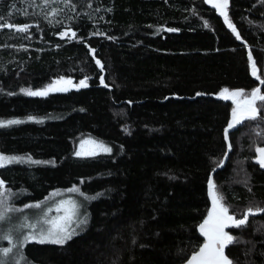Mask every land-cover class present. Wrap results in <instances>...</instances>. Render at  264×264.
Returning <instances> with one entry per match:
<instances>
[{
	"label": "trees",
	"instance_id": "16d2710c",
	"mask_svg": "<svg viewBox=\"0 0 264 264\" xmlns=\"http://www.w3.org/2000/svg\"><path fill=\"white\" fill-rule=\"evenodd\" d=\"M226 13L204 0H0V121H21L0 127V153L24 158L0 181L17 205L72 185L85 199L82 230L24 242L17 264H184L203 242L209 175L227 215L264 209V101L225 131L231 100L216 97L264 95V0ZM56 79L78 84L22 91ZM83 139L110 151L78 156ZM225 232L232 264H264V211Z\"/></svg>",
	"mask_w": 264,
	"mask_h": 264
},
{
	"label": "rangeland",
	"instance_id": "374dc122",
	"mask_svg": "<svg viewBox=\"0 0 264 264\" xmlns=\"http://www.w3.org/2000/svg\"><path fill=\"white\" fill-rule=\"evenodd\" d=\"M204 1L207 4L221 2V0ZM225 11L227 12V8L225 9ZM61 81L64 80H53L44 88L33 91H42L44 89H49L48 91H50L53 89L54 85L57 82ZM77 83L78 82H71V84ZM222 90L217 93L216 97L224 98V95H221ZM234 91L241 92V95L232 97L230 93ZM246 95L247 94L244 91L239 89L229 90L228 98L225 99L231 100V113H233L234 109H237V114L245 112L248 107V99L245 98ZM255 107L257 106L255 105ZM127 131V128L123 129V132L126 133ZM104 149H106L104 145L91 139L80 140L75 145V153L80 152L81 155H93L89 153H102L105 152ZM0 155L3 154L0 153ZM3 156L10 157L7 155ZM71 189H76V191H70ZM215 195L218 198L216 193ZM84 200V195L81 193L77 185H72L66 188L51 190L40 200L17 205L13 200H10L9 193L6 187L0 186V211L6 210L7 216V219L0 221V259H4L5 261H7V264H17L21 246L25 242V236L34 235L36 238L29 241H39L42 230H46L52 226L49 221L56 220L58 217H65V208L69 209L68 215L70 216V219H67L66 221L64 219H61L58 221V223L61 226L65 227L66 231L71 234L82 230L85 226V223H80V221L86 218L84 213ZM67 202L72 203L69 204ZM218 204L220 207L225 208L220 204V199H218ZM36 205L40 206L36 207ZM73 205L75 212L74 215L71 214ZM58 206H60V211L56 210ZM210 211V213L213 214L212 218L214 219L218 215V213L216 211H213L212 209ZM206 219H209V214ZM5 248L11 249L7 256H3V249Z\"/></svg>",
	"mask_w": 264,
	"mask_h": 264
},
{
	"label": "snow or ice",
	"instance_id": "6c2138e0",
	"mask_svg": "<svg viewBox=\"0 0 264 264\" xmlns=\"http://www.w3.org/2000/svg\"><path fill=\"white\" fill-rule=\"evenodd\" d=\"M228 5V0H221V2L214 3L213 6L216 7L217 9L220 10V14L225 17V20L227 22V13L225 9L227 8ZM8 27H13V25H7ZM207 26V25H206ZM229 26L232 27L231 23L229 22ZM28 26H24L22 28H19V31H26ZM233 31L235 32V28L233 27ZM63 35H67V33H62ZM73 36H75V33H72ZM239 34L237 33V39H239ZM249 60L252 61V69H253V74H256V64L255 61L252 60V55L251 52H249ZM100 62L97 61V64ZM59 83V82H57ZM64 83L70 84L71 81H65ZM101 83H103V78H101ZM80 87H87L86 80H81ZM107 87V85H105ZM49 89H44L42 91H32L28 89H22V91L25 92L27 95H46ZM57 90H63L66 91V88L62 89H57ZM259 89H255L252 91L250 94L251 99L247 101V109L245 110V115L241 116L238 118L237 115V109L233 110L232 113V118L233 122H230L228 127L232 128L234 127L235 124H238L241 122L242 119L247 118V119H256L257 118V113L258 109L254 107V102L256 99H259L261 101H264V95L259 94ZM199 95V94H198ZM221 95H224V98H228L229 95V90L228 89H223ZM230 95L232 97L241 95V92L239 91H234L231 92ZM21 121L17 120H10V121H0V127L8 126L11 124H17L20 123ZM227 131V130H226ZM105 151H110V149H104ZM257 152L260 153V158L258 162L261 164L262 167H264V149H257ZM89 154H94V153H89ZM76 155H81L80 152H77ZM31 160V158H28ZM23 157H5L3 155H0V167L5 166L6 163H13V162H18V161H23ZM38 163V162H36ZM0 186H3V182L0 181ZM209 189L210 192L213 194V203H214V208L218 203V198L215 195V185L213 184L212 180H209ZM70 191H76V189H71ZM219 199H222L220 197ZM71 204L72 202H67ZM40 205H36V207H39ZM57 211H60V206L57 207ZM227 208L221 207L219 210V213L214 219L213 214H209V219L205 220L204 224L200 225V230L203 235H205L208 240L207 243L200 248L199 252L197 254H194L192 258L188 261V264H232V262L229 260V258L225 255L224 249L227 245L232 244L234 242V237L229 235L227 232L224 231V228L227 225V222L231 221L232 226L234 227H240L244 224H246L248 220L249 215H254L256 213H259L261 211H264V209H259L257 208L255 211L253 209L249 208L247 212L243 215L242 218L240 219H235L233 216L227 215ZM65 217L63 218H57L56 220L49 221L51 223V227L42 230L40 234V243L44 242H49V243H54V244H63L65 243L66 240L71 239V233L66 231V228L61 226L58 221L61 219H64L65 221L67 219H70V216L68 215L69 209L65 208ZM72 215L75 214L74 212V205H73V210L71 212ZM7 219L6 216V210L5 211H0V221ZM211 221V222H210ZM80 223H86V218L84 220H81ZM7 238V237H5ZM36 237L34 235H29L25 236L24 240L25 242L35 239ZM11 251L9 248L3 249V256H7V254ZM0 264H7V261L4 259H0Z\"/></svg>",
	"mask_w": 264,
	"mask_h": 264
},
{
	"label": "water",
	"instance_id": "95a60500",
	"mask_svg": "<svg viewBox=\"0 0 264 264\" xmlns=\"http://www.w3.org/2000/svg\"><path fill=\"white\" fill-rule=\"evenodd\" d=\"M65 81H69V80H64V81H61V82H59V83H56V84L54 85V87H53L52 90H57V89H62V88H66V89H68L69 87H71V88H76V84H71V83H70V84H67V83H64ZM77 84H78V83H77ZM79 84H80V83H79ZM247 99L250 100V99H251V96H249ZM237 115H238V118H239V117L245 115V112H243V113H239V114H237ZM230 122H233V118L230 119ZM235 125H236V124H235ZM235 125H234V126H235ZM232 128H234V127H232ZM232 128H226L225 131H226V130H227V131H228V130H231ZM225 131H224V132H225ZM228 152H229V146L227 145V151H226L224 157L222 158V161H221L220 165L217 166V167H215V168L211 171L210 174H212V173H214L216 170L222 168V166H223V164H224V161H225V159H226V156H227V153H228ZM259 158H260V153L257 152V159H256V160L258 161ZM209 180H210V175H209V177H208V181H207V197H208L209 202H210V207H211V209H212L213 211H216L218 214H220V213H219V210H220V209H219L217 206H215V208H214L213 200H212L211 197H210V192H209ZM229 216H232V215H229ZM206 220H207V219H206ZM204 222H205V220H204L203 222H201V223L197 226V230H198L200 236H201L202 239H203V242H202L200 248H202V247L207 243V240H208V238H207L205 235H203L202 232H201V230H200V225L204 224ZM210 222H211V221H210ZM227 225H228V226H226V227L224 228V231H226L227 228H228L230 225H232V222H231V221L227 222ZM200 248H199L198 251H197L196 253H194V254H197V253L199 252ZM194 254H193V255H194ZM193 255H191V256H190V257L184 262V264H188V261L192 258Z\"/></svg>",
	"mask_w": 264,
	"mask_h": 264
},
{
	"label": "flooded vegetation",
	"instance_id": "af4514ba",
	"mask_svg": "<svg viewBox=\"0 0 264 264\" xmlns=\"http://www.w3.org/2000/svg\"><path fill=\"white\" fill-rule=\"evenodd\" d=\"M229 228V227H228ZM228 228H227V230H228Z\"/></svg>",
	"mask_w": 264,
	"mask_h": 264
}]
</instances>
